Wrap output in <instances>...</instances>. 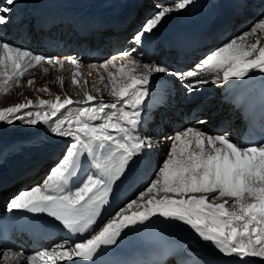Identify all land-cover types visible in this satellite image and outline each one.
<instances>
[{
    "label": "snow or ice",
    "instance_id": "1",
    "mask_svg": "<svg viewBox=\"0 0 264 264\" xmlns=\"http://www.w3.org/2000/svg\"><path fill=\"white\" fill-rule=\"evenodd\" d=\"M194 2L161 0L157 11L133 34L130 44L136 47L119 53L117 71H108L116 67V57L100 64L107 76L97 83L104 85L111 101L104 100L95 83L91 89L84 87L89 82L79 58L45 57L0 40V93H10L35 69L48 73L45 63L62 68L67 62L73 67L71 83L84 88L83 99L68 95L36 101L26 98L0 108V122H20L43 129L57 141H68L62 155L53 150L45 157L56 163L41 182L19 192L7 207L46 214L69 234L68 240L26 257L23 250L0 251V264L25 260L27 264H97L105 248L116 245L126 229L150 226H187L224 257L223 261L210 258L207 264L264 260V144L236 143L227 134H208L196 126L171 137L145 134L149 120L145 98L156 74L175 78L189 94L221 80L243 84L257 73L264 79V14L248 30L187 69L144 62L147 39L170 14ZM16 3H0V27L10 22ZM201 73L215 78L209 80ZM59 83L63 85V77ZM34 85L35 78L27 79V87ZM34 90L49 92L47 85ZM166 142L168 154L153 167V150ZM34 170L35 166L29 169ZM130 173H135V183L143 185V190L116 203Z\"/></svg>",
    "mask_w": 264,
    "mask_h": 264
},
{
    "label": "bare ground",
    "instance_id": "2",
    "mask_svg": "<svg viewBox=\"0 0 264 264\" xmlns=\"http://www.w3.org/2000/svg\"><path fill=\"white\" fill-rule=\"evenodd\" d=\"M0 1L3 2V0ZM147 1H150V4L155 6L161 2V0ZM205 1L206 0H195V2L186 10L174 12L165 18L161 25L158 26V29L154 32L156 36L151 41V53L150 49L142 50L146 53L144 56V62H154L160 65L168 66L173 70H175V68L181 70L185 69L184 66L191 67L202 59L200 57V59H198L195 63L193 60L198 58V56L192 57L191 55H186L184 58L178 59L175 52L163 49L159 43L160 36H162L163 33L169 29H173V32H181L184 26L188 25H214L221 21L224 16L226 19H230L231 21L228 33L229 31H232L234 37H237L243 31L248 30L253 24L252 22L254 18L250 19V17H247L245 20L240 19L242 13L240 14L238 11L233 10L234 6H238L242 9V11L245 9L244 7L242 8L241 4L239 5L241 0H207V3H210V1L213 3V8L210 9L205 6ZM249 1H253L254 4L263 3V0ZM256 1L258 2L256 3ZM144 2V0H126L128 6H130L133 10L136 9L137 13L134 21H137L139 25H142L143 22L147 20L145 19L147 14L146 11L141 9L143 8L141 3L143 4ZM167 2L170 4L173 0H167ZM105 6V0H17V3L13 6L10 22L0 27V35H2L4 41L8 40L10 44L30 50L34 54H39L45 57H58L62 60L67 57L79 58L82 62L81 71L84 74V79L89 82L84 87L91 89L92 84L95 83L96 86L101 89V94L103 95L104 100L111 101L112 97L107 95L104 85L97 83L101 76H107L104 69L99 66L103 61L111 57H116V67L114 68L110 66L108 71H117V68L121 63L119 53L123 52L120 40H116L114 42L112 48L113 54H111V56L103 57L104 54L110 52L109 49L104 50L98 56H88V51L83 48V42L80 38L83 31L78 30V27L85 26L84 20L87 18L89 13ZM198 7H201L200 10ZM262 9L264 10V5H262ZM197 11L202 13V15L197 16ZM59 18H61L62 21L57 22V19ZM38 21H41V25L38 29H35ZM45 24L49 25L48 28L45 27ZM228 33L218 40H215L214 43H224V37L227 36ZM43 66L49 68L48 73L42 74L40 69H35L28 77L22 78L20 86L14 87L10 93H0V108L24 101L26 98L33 101H36L38 97L44 99H54L56 95H68L73 97V99L84 98V88L71 83L73 67L70 64L65 62L62 68L59 66L52 67L46 63ZM85 75L88 77L85 78ZM32 76H36L34 88H40L47 85L49 92L39 93L36 92L34 88L27 87V79L32 78ZM201 76L209 80L215 78L209 73H201ZM61 77L64 78L63 85L59 83V78ZM263 82L264 79H261V75L257 73L253 75L251 79H245L243 84L238 83L234 79L229 82L221 80L220 83H209L197 93L189 94L185 87L175 78L166 74H156L155 79L149 85V96L152 93H162L165 94L168 99L166 105L154 106L147 102V97L145 98V110L149 116L148 124L150 126L148 133H150V136L154 133L159 134L161 129L166 132V126L163 128L165 124L164 118L171 112V110L180 112V107H182L183 103H186L187 109H185L184 113H180V117H185L186 119L184 121H180V127L176 132L182 131L189 126H196L208 134H219V132H210V128L217 127L219 125L221 128L226 127V129L220 132V134H227L233 142L237 143L238 137L235 138L237 132H233L231 130L241 126V122L237 120L238 115H235L233 110L230 109V103L223 98L226 94H228L227 92H229L228 90L225 91V89L231 84L248 86L252 84L259 85ZM76 106L78 105H73V107ZM150 116H154L155 119L151 120ZM161 119H163L164 122H160L158 126L157 122L161 121ZM198 120L204 122L209 121L210 124H197ZM11 127L13 128L11 129ZM175 133L167 132L163 134L162 137H171ZM4 134L6 136L0 138V140H2L0 145V172H3L4 168L10 164L15 163L18 160L25 159L26 157H30L31 154H29V152L33 149L46 150L47 153L41 155L37 154L36 157L29 160V162H25L26 164H24V162H20L16 166L14 164L13 166H10L14 168L12 171L13 173L25 168L30 163L35 161L42 162L38 173L36 172L32 177L12 183L11 185H8V177L4 179L0 183V202L3 197H5V192H9L8 190H13L16 187L21 186L20 189L14 193V195H17L19 192L25 190L22 187L25 186L28 181L30 182L35 180L43 168L50 166V160H46L45 157L53 150H57L60 153L61 150H64V146L68 143L67 140L57 141L55 138L46 135L43 129H38L22 123L16 127L13 125L10 126V129H7ZM169 147L170 144L167 142L161 144L158 148H156V154H161L162 148H168L169 151ZM154 151L155 149L152 152V156H154ZM151 158L154 166V157ZM127 180L134 184L133 194L140 186L135 183V173H130ZM33 185L37 184L34 183ZM2 186L6 187L1 188ZM14 195H11V197L13 198ZM127 199H129V197ZM68 239L69 238H67L65 232L53 241H43L39 243L31 242L25 235H17L12 238V243L14 245L13 248L0 247V251L9 249L12 251L23 250L26 257V255H34L35 253L41 251L40 248L42 246H46V249H51L52 246L62 243ZM193 248L192 243L187 244L182 249V255L190 254ZM252 259L255 261V264H264V260H261L260 258ZM23 264H27L26 260Z\"/></svg>",
    "mask_w": 264,
    "mask_h": 264
},
{
    "label": "rangeland",
    "instance_id": "3",
    "mask_svg": "<svg viewBox=\"0 0 264 264\" xmlns=\"http://www.w3.org/2000/svg\"><path fill=\"white\" fill-rule=\"evenodd\" d=\"M136 1V0H135ZM145 2L142 4L141 3V6L143 7V8H141L143 11H146V16H145V19H148V18H150L151 16H152V14H154L156 11H157V7L155 6V5H153V4H150V1H147V0H144ZM242 1V0H241ZM241 1H240V3H239V5L241 4ZM258 1H256V3H257ZM0 3H2V1H0ZM146 3V4H145ZM149 3V4H148ZM151 3H154V2H151ZM171 4V3H170ZM262 5H264V0H263V3H259V4H254L253 3V1H249V0H245V6H242V8L244 7L245 9L242 11V9H240V14H241V17H240V19H243V20H245V19H247V17H250V19H252V18H254V20H253V22L252 23H254V22H256L259 18H260V16H261V14H264V10L262 9ZM257 7V8H256ZM146 21V20H145ZM145 21L143 22V24L145 23ZM142 24V25H143ZM141 25V26H142ZM234 37V34L232 33V31H229V33L227 34V36H225L224 38H225V40H223V41H228V40H230V38H233ZM223 38V39H224ZM0 40H3L4 41V38H2V35H0ZM7 42H8V40H6ZM214 45H216V46H214ZM221 44H216V43H213L212 45H211V47H208L207 48V50L206 51H208V53L210 52V51H212V50H214V49H216L218 46H220ZM205 51V52H206ZM204 52V53H205ZM107 53H109V52H107ZM106 53V54H107ZM203 53V54H204ZM207 54V53H206ZM110 56V54H107V55H105L104 54V56L103 57H109ZM203 55H201V56H198V58H195L193 61H194V63L196 62V61H198V59H200V57H202ZM202 58H204V56L202 57ZM193 65V64H192ZM180 66V65H179ZM191 66V65H190ZM186 67L188 68V66H184V68L186 69ZM175 70H179L178 68H175ZM86 77H88V76H86L85 75V78ZM32 78H35V80H36V76H32ZM70 87H71V85H70ZM185 109H187V107H186V103H183L182 104V107H180V113L182 114V113H184V111H185ZM152 119H155V118H153L152 117ZM160 122H164L163 121V119H161V121H159V122H157L158 123V126H159V123ZM19 124H21L20 122H15L14 124H12L13 126H18ZM12 125H8V124H6V123H4V122H0V138H2V137H5L6 135L4 134V132H6L7 131V129H10V126H12ZM165 127V124H164V126H163V128ZM13 127H11V129H12ZM149 129H150V126H149V124L147 125V132L145 133L146 135H150V133H148L149 132ZM222 129V131H224L225 129H226V127H224V128H221ZM222 131H220V132H222ZM220 132H219V134H220ZM152 133V132H151ZM165 133H167V132H165L164 130H162L161 129V132L159 133V137H162L163 136V134H165ZM2 140H0V142H1ZM37 152H36V154H31L30 152H29V154H31L30 155V157H26L25 159H22V160H18V161H16L15 163H12V164H10L9 166H6L5 168H4V171L3 172H0V183L4 180V179H6L11 173H12V171H13V167H10V166H13V164L16 166L18 163H20V162H24V164H26L27 162H29V160H31L32 158H34V157H36V155L37 154H46L47 153V151L46 150H39V149H35ZM167 151H168V148L166 149V148H162V151H161V154H156V149H155V151H154V156H152V157H154V166L153 167H158L161 163H162V161H163V159L166 157V155H167ZM60 154L62 155L63 154V150H61V152H60ZM35 155V156H34ZM26 162V163H25ZM19 165H21V164H19ZM53 165L52 164H50V166H48V167H45V168H43V171H41L39 174H38V176H37V178H35V180H33V181H28L26 184H25V187H22L23 189H29V188H31L32 187V185L35 183V184H39L40 182H41V180L46 176V173H48V171H49V169L52 167ZM20 187L21 186H19V187H16L15 189H13V190H8L9 192L10 191H13V192H11V193H9L8 194V198H7V200L5 199V197H3V199H2V201L0 202V207H1V205H2V203H3V200L5 199L6 201H10V199L12 198L11 197V195H14V193H16V191H18L19 189H20ZM140 190H143V185H140L139 186V189H136L135 191L136 192H134L132 195H130L129 196V199L130 198H134V196H135V194L138 192V191H140ZM6 195H7V193H6ZM5 195V196H6ZM15 196V195H14ZM2 206H5V204L4 205H2ZM27 256V255H26Z\"/></svg>",
    "mask_w": 264,
    "mask_h": 264
}]
</instances>
